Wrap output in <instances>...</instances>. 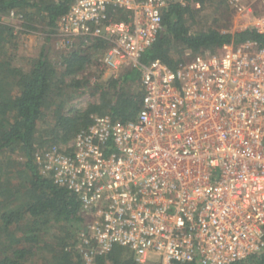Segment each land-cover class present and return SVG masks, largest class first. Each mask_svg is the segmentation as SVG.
<instances>
[{
	"label": "built area",
	"instance_id": "2783aa9c",
	"mask_svg": "<svg viewBox=\"0 0 264 264\" xmlns=\"http://www.w3.org/2000/svg\"><path fill=\"white\" fill-rule=\"evenodd\" d=\"M228 3L244 9V0ZM165 6L75 0L55 24L59 49L102 40L101 70L130 67L140 77L134 120L93 116L66 145L34 154L40 174L91 217L76 238L86 264L114 246L160 264H233L264 249V46L223 45L175 69L142 64Z\"/></svg>",
	"mask_w": 264,
	"mask_h": 264
},
{
	"label": "trees",
	"instance_id": "16d2710c",
	"mask_svg": "<svg viewBox=\"0 0 264 264\" xmlns=\"http://www.w3.org/2000/svg\"><path fill=\"white\" fill-rule=\"evenodd\" d=\"M74 1L0 0V264H30L33 260L34 264H86L76 239L83 223L80 202L40 174L34 154L46 147L66 145L91 125L93 116L127 123L135 119L140 107V77L135 69L126 68L106 80L98 71L92 81L86 75L107 49L102 40L87 45L77 41L56 60L45 55L44 47L29 68L17 66L16 38L4 17L10 11L21 13L23 28L36 31V24H41L48 29L50 42L56 21ZM165 1L162 29L143 54L142 64L160 60L175 69L188 55L214 53L223 45L250 41L264 46V32L256 27L236 32L203 27V14L213 0ZM216 2L221 7L227 4L226 0ZM85 88L94 100L85 109L72 107L69 100ZM55 229L58 235H48ZM94 264L160 262L139 263L128 249L114 246ZM233 264H264V249Z\"/></svg>",
	"mask_w": 264,
	"mask_h": 264
},
{
	"label": "rangeland",
	"instance_id": "374dc122",
	"mask_svg": "<svg viewBox=\"0 0 264 264\" xmlns=\"http://www.w3.org/2000/svg\"><path fill=\"white\" fill-rule=\"evenodd\" d=\"M216 1L219 0H213V3L211 5H207L206 10L203 14V16H205V20H203L204 22L201 23L203 27H214L216 29H224L229 32L241 31L247 27H256L264 32V25L262 24V18L264 17V8L262 6L263 0H244V9L242 11H238L237 9L232 7L228 3V0H226L227 4L225 7L218 6V3ZM4 23L12 27L13 34L16 38L15 42L17 44V49L15 51V55L16 64L18 67H24L26 69L29 68L32 60L39 57V55L42 53V49L45 46L48 47L45 55L48 56L51 60H56L57 57L61 54L62 50L58 48L54 34L51 35L52 37L50 42H47V37L49 35L48 29L41 24H36V31L28 30L26 28H23V22L20 23L14 20H10L7 18V15L4 17ZM218 52L219 54H221L220 49L218 50ZM191 57V55H188L186 59H189ZM98 60L99 57L97 59V63ZM96 64L86 72V75L91 78V81L94 80L95 76H97L98 67L96 68ZM107 78L108 72L103 73L101 79L106 80ZM81 92L82 94H79ZM93 100L94 99L90 96L89 92L85 88L79 91L75 96H73V98L69 100V103L76 109H85ZM13 158L15 160L21 161V158L18 155H14ZM82 219L83 223L87 224L91 220V217L90 215H87L82 217ZM74 228L72 229L73 232L75 230ZM58 232V229L50 230L48 231V235H58ZM75 233L76 232H74V234ZM74 239L75 237L72 240ZM151 260L155 261L157 260V257L152 256ZM31 262L34 264L36 260H33Z\"/></svg>",
	"mask_w": 264,
	"mask_h": 264
},
{
	"label": "crops",
	"instance_id": "0c3cea01",
	"mask_svg": "<svg viewBox=\"0 0 264 264\" xmlns=\"http://www.w3.org/2000/svg\"><path fill=\"white\" fill-rule=\"evenodd\" d=\"M197 7H198V5H197ZM93 41H94V40H93ZM46 47H47V46H45V54H46ZM47 48H48V47H47ZM104 52H105V51H103V52L101 53V55L99 56V58L103 56ZM191 58H192V57H191ZM97 66H98L97 71H98L99 73H100V72L102 73L101 76L103 75V73H106V72H107V71H103V70L100 69V67H99V62L97 63ZM126 68H130V67H126ZM126 68L121 69V70L118 71L117 73L108 72V77H109L111 74H112L113 76L117 77L119 74L123 73V70L126 69ZM98 72H97V74H98ZM139 81H140V78H139Z\"/></svg>",
	"mask_w": 264,
	"mask_h": 264
},
{
	"label": "water",
	"instance_id": "95a60500",
	"mask_svg": "<svg viewBox=\"0 0 264 264\" xmlns=\"http://www.w3.org/2000/svg\"><path fill=\"white\" fill-rule=\"evenodd\" d=\"M46 50H47V47H46Z\"/></svg>",
	"mask_w": 264,
	"mask_h": 264
}]
</instances>
